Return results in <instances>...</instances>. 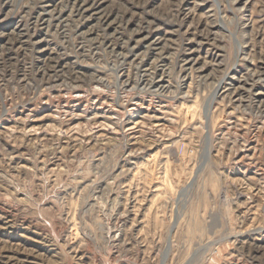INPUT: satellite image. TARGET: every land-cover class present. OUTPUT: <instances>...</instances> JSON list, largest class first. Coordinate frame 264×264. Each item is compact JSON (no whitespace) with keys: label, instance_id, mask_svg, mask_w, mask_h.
Masks as SVG:
<instances>
[{"label":"rangeland","instance_id":"374dc122","mask_svg":"<svg viewBox=\"0 0 264 264\" xmlns=\"http://www.w3.org/2000/svg\"><path fill=\"white\" fill-rule=\"evenodd\" d=\"M0 264H264V0H0Z\"/></svg>","mask_w":264,"mask_h":264}]
</instances>
